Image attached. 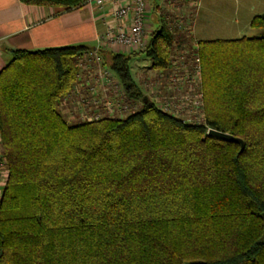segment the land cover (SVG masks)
<instances>
[{
    "label": "trees",
    "instance_id": "trees-1",
    "mask_svg": "<svg viewBox=\"0 0 264 264\" xmlns=\"http://www.w3.org/2000/svg\"><path fill=\"white\" fill-rule=\"evenodd\" d=\"M250 26L262 33L198 43L205 106H222L207 107L203 124L141 95L129 65L138 53L103 51L127 99L143 107L70 124L58 106L91 49L10 50L0 70V155L9 171L0 264H264V14ZM180 38L159 26L142 53L166 69ZM205 125L243 144L210 136Z\"/></svg>",
    "mask_w": 264,
    "mask_h": 264
},
{
    "label": "built area",
    "instance_id": "built-area-1",
    "mask_svg": "<svg viewBox=\"0 0 264 264\" xmlns=\"http://www.w3.org/2000/svg\"><path fill=\"white\" fill-rule=\"evenodd\" d=\"M178 1L172 0L171 4ZM197 1L199 0H186L188 4L194 3V6H197ZM84 5L97 10L101 14L100 20L104 24V31L98 35L99 48L115 47L132 54L142 53L149 47L151 36L154 32L149 28L151 10L149 0H84ZM166 13L160 14V26L165 25L171 33L174 32L177 37L181 36V41L174 42L171 64L166 69L160 70V78L157 77L151 85L152 88L158 89L161 84V91L159 95L151 94L150 100L159 108H161L160 106H203V93L201 90L196 89V83L199 84L201 78V63L197 54V46L190 49L191 47L185 42L193 30V20L195 18L194 16L187 17L184 15L176 21L174 18L169 17V12ZM107 18L113 20V23L106 22ZM101 52V49H91L85 53L82 60L81 58L79 59L80 62H83V65L89 64V66L83 68L80 65L82 70L72 91L62 98L59 106L64 108L67 106H79V111L83 110L86 113V108L92 109V107L88 106H96L95 104H97V108L100 105L104 106L111 113L115 112L114 108L117 107V113L119 114L128 112L132 107L137 106L138 102L127 99L126 90L122 85H119V80L112 82L113 78L111 76L116 74L111 68L109 70L105 66V62L100 56L102 55ZM92 66L96 69L95 73L94 69L92 70ZM87 69H91V71L82 74L83 70ZM167 76H169L170 88H167V91L163 93L162 87H166L164 82ZM113 86H116V89ZM105 87L108 88L105 89ZM170 89L179 92V94L183 92L182 94L184 95L171 92ZM145 98L148 99L147 97ZM134 110H131L127 116L135 113L137 109ZM161 110L177 117L175 113L168 112L164 107ZM103 118L105 117L96 116L87 120L94 121ZM187 123L200 124L196 121H188ZM210 130L207 131V134H209ZM1 145L2 138L0 135V149ZM8 174L7 163L3 156L0 155V201Z\"/></svg>",
    "mask_w": 264,
    "mask_h": 264
},
{
    "label": "rangeland",
    "instance_id": "rangeland-1",
    "mask_svg": "<svg viewBox=\"0 0 264 264\" xmlns=\"http://www.w3.org/2000/svg\"><path fill=\"white\" fill-rule=\"evenodd\" d=\"M150 2V16H149V28L151 31L156 29V25L160 26V14H167L169 12V17L174 18L176 21L182 18L184 15L187 17L194 16L193 20V30L188 36L189 43L186 41L189 47L197 49L199 48L198 40H237L244 37L253 38L259 36L262 31L252 28V20L259 15L264 14V0H199L197 1V6L194 3L188 4L186 0H179L178 2L172 3V0H149ZM173 10H171L170 9ZM178 10V11H177ZM166 11V12H165ZM154 17H156V22ZM156 23V24H155ZM196 25V26H195ZM151 26V27H150ZM194 33L195 37L192 35ZM193 36V37H192ZM152 38V36H151ZM195 38V39H194ZM104 54V53H103ZM108 54V53H106ZM105 66L109 69V63L105 61L103 55H100ZM109 57V56H108ZM199 57V56H198ZM110 58V57H109ZM107 60V59H106ZM108 61V60H107ZM201 63V59H200ZM131 75L136 87L141 91V95L151 99L150 95H159L161 91V84L158 89L152 88V84L156 78H160V70L154 69L152 66V61L144 53H138L132 56L129 63ZM89 64H84L83 67H87ZM94 69V70H93ZM82 70V69H81ZM94 73L96 72L95 67L92 66ZM110 70V69H109ZM91 69L83 70V73H88ZM112 82L120 81L119 85H122L121 80L117 75L111 76ZM169 76L165 79V86L162 87V92L165 93L169 85ZM199 86V87H198ZM116 89V86H113ZM108 87H105L107 89ZM114 89V90H115ZM196 89L201 90L203 93V106H160L164 107L168 112L175 113L177 117L183 121L198 122L203 124L206 118V108L208 107L211 111H216L220 113L222 111V106H205V96L203 88V75L201 67V78L199 84L196 83ZM171 92L179 94V92L170 89ZM187 91V88H186ZM183 92H181L182 94ZM110 94V92H108ZM179 94V95H181ZM184 95V94H182ZM92 107V109L86 108V113L83 110L79 111V106H58L61 114L67 119L70 124L77 122L88 121V118H94L96 116H102L107 118H126L127 114L134 109H141L143 103L138 101L136 107H132L131 110L123 114L117 113L118 108L115 107V112H109L106 107L101 106L99 108L97 104ZM160 108V109H161ZM103 109V110H101ZM127 109V107H126ZM136 110V111H137ZM132 111V112H133ZM101 113V115H100ZM90 116V117H89ZM84 117V118H83ZM88 117V118H85ZM206 130H209L207 125Z\"/></svg>",
    "mask_w": 264,
    "mask_h": 264
},
{
    "label": "crops",
    "instance_id": "crops-1",
    "mask_svg": "<svg viewBox=\"0 0 264 264\" xmlns=\"http://www.w3.org/2000/svg\"><path fill=\"white\" fill-rule=\"evenodd\" d=\"M100 18L101 14L87 5L68 10L26 5L20 0H0V70L10 60V50L34 52L82 45L101 49L105 55L122 53L127 56L128 53L120 48H99L98 35L104 31ZM154 19L156 22V17ZM106 22L113 23V20L107 18ZM156 26L153 31L159 28ZM192 35L195 37L194 33ZM186 41L189 43L188 39Z\"/></svg>",
    "mask_w": 264,
    "mask_h": 264
},
{
    "label": "water",
    "instance_id": "water-1",
    "mask_svg": "<svg viewBox=\"0 0 264 264\" xmlns=\"http://www.w3.org/2000/svg\"><path fill=\"white\" fill-rule=\"evenodd\" d=\"M210 136L216 137V138H221V139H225V140H233V141H237L241 144H243V141L240 139H237L229 134L223 133V132H219L216 130H210L209 134Z\"/></svg>",
    "mask_w": 264,
    "mask_h": 264
}]
</instances>
